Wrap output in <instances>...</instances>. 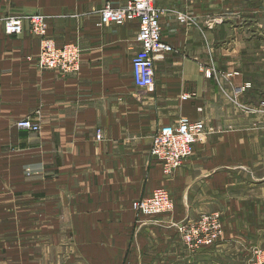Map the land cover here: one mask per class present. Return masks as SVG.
<instances>
[{"label": "crops", "instance_id": "obj_1", "mask_svg": "<svg viewBox=\"0 0 264 264\" xmlns=\"http://www.w3.org/2000/svg\"><path fill=\"white\" fill-rule=\"evenodd\" d=\"M128 1L0 0V264H59L62 234L89 264H229L233 243L249 241L230 226L238 201L229 193L264 145V117L239 109L264 99V0H155L173 49L157 58L152 91L133 79L138 23H101L107 2ZM35 15L57 43L80 46L76 73L38 67ZM12 16L24 18L20 35L4 33ZM26 118L41 130L20 129ZM181 118L204 121L206 132L166 174L154 136ZM159 187L174 211L138 216L133 202ZM223 208L234 214L222 243L188 251L175 225Z\"/></svg>", "mask_w": 264, "mask_h": 264}, {"label": "built area", "instance_id": "obj_2", "mask_svg": "<svg viewBox=\"0 0 264 264\" xmlns=\"http://www.w3.org/2000/svg\"><path fill=\"white\" fill-rule=\"evenodd\" d=\"M104 25H121L129 22L138 23L137 41L140 45L132 58L133 79L137 87L152 91L155 85V62L158 57L172 51V47L162 39L161 10L155 5V0H129L123 6H115L107 2L100 14ZM185 20V15H180ZM32 31L39 37L40 52L37 65L41 70H55L63 74L76 73L81 67V48L77 43L59 44L47 34L46 19L41 15L29 18ZM4 33L17 36L24 32V18L20 16L8 17L4 21ZM184 94L183 99H189ZM17 126L30 132H39L41 125L38 121L26 118L19 120ZM206 132L205 122L181 118L177 123L164 125L154 136L151 154L159 162L165 173L172 174L181 167L186 159L194 152L196 144ZM96 137L102 139L99 130ZM175 202L170 192L165 188L155 189L149 196L133 203V209L139 215H157L172 212ZM209 219L201 220L192 225L193 234H185L190 244L198 247L205 242L212 245L217 236L216 231L201 238L205 225ZM214 229L218 228L213 222ZM187 225L179 227L186 231Z\"/></svg>", "mask_w": 264, "mask_h": 264}, {"label": "rangeland", "instance_id": "obj_3", "mask_svg": "<svg viewBox=\"0 0 264 264\" xmlns=\"http://www.w3.org/2000/svg\"><path fill=\"white\" fill-rule=\"evenodd\" d=\"M261 22L262 38L264 39V16L261 17ZM239 109L245 114L252 115L257 119H263L262 117H264V99L255 108L242 104V106L239 105ZM165 189L170 192L168 188ZM231 190L229 193L230 197H234L235 201H238V203L234 204L233 208L230 209V211L234 212L236 216L234 219L235 223L230 224V226L233 228V230L243 233L245 237L249 238V241L243 240V238H239L236 243H233L231 247L232 250L228 253L225 258L227 259L229 264H264V145L262 146L261 153L257 154V158L253 163L252 167H250V169H244L242 173L237 175L236 184L234 185L233 191ZM171 196L173 198L172 194ZM226 212V208L212 210L210 212L203 213L197 219H187L176 224L175 227L177 228V231L180 234V239L186 249L192 253L198 252L201 249L203 251H210L213 248H216L219 244H221L225 232V221L231 220V216L234 214L230 213L228 216L226 215ZM137 215L148 216L139 215L138 213ZM243 215H245L246 217L243 218ZM206 218L209 219V223L205 225V233H202L201 238H204L205 235L208 233H213L216 231L217 236L215 238V242L212 245H208L205 242H202L201 245L195 247L189 243L185 234H193V232H191L193 229L191 226L198 224L201 220H204ZM214 221L218 225L217 229H214ZM182 225L188 226L186 227V231H180L179 227H181ZM241 242H246V244L249 242V244L246 246L247 255L244 259L242 254L240 253V248H242L240 246ZM75 243L76 241L69 238L67 234L61 235L60 257L58 262L59 264H89V258L84 257L83 254H81V250L77 249ZM74 247L75 250L73 249ZM210 259L212 260V256L210 257ZM214 262H219L220 264H223L222 259L219 258H215ZM45 264H47L46 259ZM49 264H51L50 261ZM207 264L211 263L208 262Z\"/></svg>", "mask_w": 264, "mask_h": 264}]
</instances>
